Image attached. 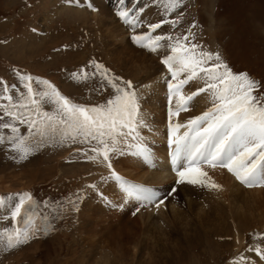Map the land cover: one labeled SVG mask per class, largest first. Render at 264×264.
Instances as JSON below:
<instances>
[{
	"label": "rangeland",
	"instance_id": "obj_1",
	"mask_svg": "<svg viewBox=\"0 0 264 264\" xmlns=\"http://www.w3.org/2000/svg\"><path fill=\"white\" fill-rule=\"evenodd\" d=\"M77 1L81 4L74 6ZM124 1L122 9L130 15L135 11L141 24L145 20L147 25L162 19L179 21L175 27L163 24L153 35L176 37L191 32L190 40L203 50L219 52L235 73H248L264 85V0H182V6L172 13H165L156 0H140L142 3L135 7L132 4L137 0ZM62 3L67 5L63 9ZM120 3L119 0H0V80L20 87L16 76V71H20L51 81L75 103L104 104L112 90L101 88L98 77L83 82L71 77V73L81 68L92 72L89 64L96 61L115 76L132 82L148 127L157 112L149 109L150 102L145 104L154 90L150 87L145 92L142 82L170 79L161 63L168 50L151 53L134 45L131 37L147 32L148 28L146 25L134 31L125 24L118 17ZM141 7L144 12L139 14ZM98 18L106 27L99 28ZM125 35L128 38L124 43H116L117 38ZM201 86L202 82H194L186 88L191 92ZM260 93H264V87ZM165 94L168 97L167 91ZM199 97L209 99L206 94ZM165 102L166 116L169 101ZM209 103L203 111L211 107ZM45 109L51 111L52 106L45 105ZM19 127L22 134H27L24 125ZM141 133L144 136L145 128ZM5 134L10 132L5 130ZM90 147L80 143H53L20 160L19 153L11 151L9 144L0 145V197L7 199L29 192L42 216L48 217L39 221L42 230L28 243L11 250L0 245V264H232L239 255L246 256L248 264H259L251 257L256 254L248 251L254 246L264 247V241L258 238V234L264 235V214L256 200L244 205V199L237 197L238 204L230 209L231 205L204 198L202 190L201 195L193 197L186 190L180 193L181 203L170 202L162 213L150 219L144 211L145 220H139L141 212L126 217L134 220L121 233L103 228L102 217L99 218L103 208L90 209V203H94L90 194L96 181L103 178L96 161L83 154ZM152 153L157 156V168L168 167L161 162L165 154L153 150ZM117 155L115 161L121 159ZM123 163V168L129 167L127 161ZM169 186L165 185V189L143 187L167 192ZM14 203L12 200L0 207V230L12 226L10 211ZM45 203L48 207H44ZM171 205H175L173 210ZM89 210L95 211L93 215H86ZM101 214L105 216L104 212ZM97 240L104 245L100 253L96 250Z\"/></svg>",
	"mask_w": 264,
	"mask_h": 264
},
{
	"label": "snow or ice",
	"instance_id": "obj_2",
	"mask_svg": "<svg viewBox=\"0 0 264 264\" xmlns=\"http://www.w3.org/2000/svg\"><path fill=\"white\" fill-rule=\"evenodd\" d=\"M156 3L165 13L175 12L182 6V0H156ZM138 12L143 13L144 8ZM118 15L133 29L141 26L139 15L130 18L128 10H121ZM178 23V20L162 19L149 23L147 32L131 37L137 46L151 53L168 50L161 63L170 74V79L166 78L167 135L177 183L219 189L220 185L204 170L203 166L207 165L227 169L246 187L264 188V93H260L264 85L248 73H235L219 52L203 50L190 40L191 32L176 37L153 35L163 24L175 27ZM89 67L92 72L81 68L71 73V77L78 82L98 77L101 88L112 90L104 104L75 103L51 81L20 71H16L20 87L0 80V145L9 144L11 151L19 153L20 160L49 144L80 143L91 146L83 152L89 160L105 163L109 169L112 168L111 155L125 148L134 149L137 156L151 162L152 153L141 133L147 125L132 82L115 76L96 61H91ZM194 82H202L203 86L185 94V87ZM201 94L208 96L211 107L184 123H174L173 118L188 112ZM45 105H51L52 110H46ZM19 125L26 127L27 134L21 133ZM5 130L10 134H5ZM88 152L93 154L88 155ZM111 177L119 182L128 198L147 203L157 200V192L125 180L114 170ZM12 200H15L10 211L12 226L0 230V245L8 250L35 238L42 230L39 221L48 219L38 210L31 193H19L7 199L0 197V207ZM160 203L163 200L156 206ZM44 207H48L47 203ZM258 238L264 241V235L258 234ZM248 251L264 260V247L254 246ZM232 264H248V258L239 255Z\"/></svg>",
	"mask_w": 264,
	"mask_h": 264
},
{
	"label": "bare ground",
	"instance_id": "obj_3",
	"mask_svg": "<svg viewBox=\"0 0 264 264\" xmlns=\"http://www.w3.org/2000/svg\"><path fill=\"white\" fill-rule=\"evenodd\" d=\"M77 4H81V3L79 1H77V3L74 6H76ZM66 6H67L66 3H62L61 9L65 8ZM103 9L106 10V6H104ZM105 16H103V17H105ZM156 16H157V14H156ZM97 17H95V18L97 19ZM100 18H98L97 23L99 25V28H100V25H102V27L104 28V26H105L103 24L104 22ZM145 18H147V17H145ZM107 22H109V21H107ZM145 22H147V21L145 20ZM113 29H114V27L112 28V30ZM109 30H110V32H112L111 28ZM116 33H117V31H116ZM119 33L120 32H118V34ZM121 33H122V31H121ZM127 38H128V36L125 35L123 37L120 36V38H117V39L114 38V40L116 39V43L119 44L120 42L124 43L127 40ZM132 67H134L135 69H138L137 66H135V65ZM142 84L144 85L143 90L145 92H147L150 87H152V89L154 90L153 96L147 97L145 99V104L150 102L151 105H147V106H149V109L151 111L154 109V111L157 112V116H155V117L153 116L154 120L152 121V124L149 123L151 125H148V127H145V134H144L145 142L146 143L148 142L147 145H148L151 153L153 150V151L158 152L160 154H165L164 160L163 161L160 160V161L164 162V164L168 167L163 168V169H160L159 167L157 168V162L156 161L158 159H157L156 154L152 153L151 162H146L142 157L137 156L135 154V150L132 148H125L122 152L115 153V155L112 156V158H111V164H112L111 169H109L105 163H101L99 161H96L97 166H99L101 172L103 173V178L98 179L96 181V186L93 188V190L90 194L89 198H92V200L94 202V203H90V209H91V207L94 208L95 206L96 207L101 206L103 208V211L101 213L104 212V214H105L104 209H106L108 211L107 214H105V216L100 213L99 218L101 219V217H102L101 222L103 224L102 226H104L103 228H105L107 230L109 229V230L117 232V233H121V232L125 231L127 228H129V224L132 225L133 220H134L133 219L134 217L132 219H128L126 217H132L133 215H136V214L141 212V214L139 215L140 216L139 220L140 221L143 219L145 220V218H143L144 213H142L143 208L146 205L148 206L150 204L147 202L137 201L135 199L128 198L126 196V194L121 190L119 182L114 180L111 177V172L113 170L118 175L123 177L125 180H127L133 184L146 186L149 188L162 187V189H165V185H170L169 191L173 194L170 195L169 197L166 196L165 190L160 191V193H162L161 198L166 199L167 204L166 203H164V204L160 203L159 207L152 209V211L146 210L145 215H148L146 217L148 219L152 218L156 213H158V214L162 213L164 211V208L166 207L165 205H170L169 204L170 202L172 203L175 201V202L181 203L182 202L181 200H183V199L180 197V193H185L186 190H187L186 193H188L189 196H192V197L195 196L196 194L201 195V194H199L200 193L199 191L202 190L201 193H202V196L204 198H208V197L213 198L214 201H216V203L223 202L227 206L231 205V207H229L230 209L233 208L232 206H235L236 204H238L236 201L237 197L244 199V201L242 203L244 205L250 204L254 200H256V201L260 202V209L262 208L261 213L264 214V188H262V187H253V188L248 187V188H246L245 185H243L239 181H237L235 179V177L231 173H229L227 171V169H225V168L217 167V168L213 169V168L208 167L207 165L203 166L204 170L208 172L211 180L214 181L216 184L220 185L219 189H213L210 187H202V186L188 184V183H180V184L177 183L178 177L176 176V173L172 170V165L170 163V156H171L172 149L168 144V135H167L169 120H168V116H165V112L167 111L166 110L167 104L165 105V103H166L165 100H168V97L166 96L167 93L165 94L166 91L168 92L167 83L166 82H147V83L142 82ZM184 92H185V94H190L192 91L190 92L189 89H187L185 87ZM203 99H205V100H203ZM209 102H210V100L209 99L207 100V97H204V98H200L199 96L196 97L194 99V101L192 102L190 110L188 112H181V114L178 118H176V117L173 118V122L174 123L175 122L184 123L188 119H190L196 115L202 114L204 112L203 110H204L205 106L207 107L210 104ZM174 103L175 102L173 101V106H174ZM164 107H165V109L163 111L162 108H164ZM145 111L147 112V110H145ZM151 114H152V112H151ZM154 114L155 113H153L152 115H154ZM163 131H164L165 135L163 134ZM183 131L184 130L182 129L181 132H183ZM151 141H152V143H154V145L159 144V146L157 145V146L151 147L150 146V144H152V143H150ZM155 142H157V143H155ZM161 143H162V145H161ZM165 145H166V151H165ZM116 155L119 156V158H121V159L118 161H115ZM123 155H126V158ZM121 161H123V162L127 161V164L129 163V167L123 168L121 165H123L124 163ZM114 163H116L117 167ZM127 164L125 163L126 167H127ZM194 188H197L196 191L194 190ZM198 188H199V190H198ZM181 189H183L182 192H180ZM155 191L158 192V190H155ZM209 195H211V196H209ZM136 204H138L137 207L134 206ZM242 204L240 205V207H242ZM156 205H157V202H156ZM174 206L171 205L172 210L174 209ZM111 208H112V210H111ZM260 209H257V210H260ZM109 210H111L112 212H110ZM92 211L95 212L94 210H92ZM92 211L89 210L86 215H89V216L93 215ZM89 213H91V214H89ZM136 223H138V222H136ZM103 241H104L103 243L106 242V240H103ZM93 243H95V242H93ZM96 245L97 246L99 245L98 248H96V250H97V253L98 252L100 253V248H101V246H104V245L102 244L101 241H98V240H97ZM251 257L253 259H255L256 261H259V264H264V261L262 259H260V257H258L257 255L252 254Z\"/></svg>",
	"mask_w": 264,
	"mask_h": 264
}]
</instances>
